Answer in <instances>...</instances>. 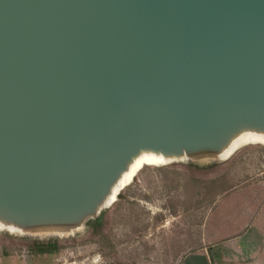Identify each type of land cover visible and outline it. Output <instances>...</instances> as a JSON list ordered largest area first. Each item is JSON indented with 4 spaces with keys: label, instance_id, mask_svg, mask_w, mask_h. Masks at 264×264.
Instances as JSON below:
<instances>
[{
    "label": "water",
    "instance_id": "obj_1",
    "mask_svg": "<svg viewBox=\"0 0 264 264\" xmlns=\"http://www.w3.org/2000/svg\"><path fill=\"white\" fill-rule=\"evenodd\" d=\"M242 132L264 0H0V219L25 234L84 230L142 151L220 159Z\"/></svg>",
    "mask_w": 264,
    "mask_h": 264
},
{
    "label": "rangeland",
    "instance_id": "obj_2",
    "mask_svg": "<svg viewBox=\"0 0 264 264\" xmlns=\"http://www.w3.org/2000/svg\"><path fill=\"white\" fill-rule=\"evenodd\" d=\"M96 221L109 249L89 233ZM50 231L0 230V264H264V144L146 165L84 230Z\"/></svg>",
    "mask_w": 264,
    "mask_h": 264
},
{
    "label": "bare ground",
    "instance_id": "obj_3",
    "mask_svg": "<svg viewBox=\"0 0 264 264\" xmlns=\"http://www.w3.org/2000/svg\"><path fill=\"white\" fill-rule=\"evenodd\" d=\"M248 144H264V134L242 132V134L236 140L233 141L230 147H227L223 150L219 158L222 160H226L230 158L238 149ZM141 153L142 154L135 159L130 170H127L126 173L123 175L122 179H120L116 189L117 193L129 184H131L137 173L146 165L162 166L177 161H185L186 159H182V157H179L177 155L164 156L158 153L155 154V152L152 150H145ZM117 199L112 201L111 204L114 203ZM0 230H6L10 233L21 235L27 233L26 229L13 225L12 223H8L4 219H0Z\"/></svg>",
    "mask_w": 264,
    "mask_h": 264
},
{
    "label": "trees",
    "instance_id": "obj_4",
    "mask_svg": "<svg viewBox=\"0 0 264 264\" xmlns=\"http://www.w3.org/2000/svg\"><path fill=\"white\" fill-rule=\"evenodd\" d=\"M90 224L91 226L89 228V233L91 236L97 238L96 240L101 245V248L112 247V244H110V235L106 231H104L103 223H101V221H96ZM50 247L52 249H48L47 246H38V252H51V250L59 249L60 245L55 244L51 245Z\"/></svg>",
    "mask_w": 264,
    "mask_h": 264
},
{
    "label": "crops",
    "instance_id": "obj_5",
    "mask_svg": "<svg viewBox=\"0 0 264 264\" xmlns=\"http://www.w3.org/2000/svg\"><path fill=\"white\" fill-rule=\"evenodd\" d=\"M191 254H193V253H188L187 255H185V257H187L188 255H191ZM185 257H184V258H185ZM250 258H251V257H249V258L247 257L248 260H251Z\"/></svg>",
    "mask_w": 264,
    "mask_h": 264
}]
</instances>
